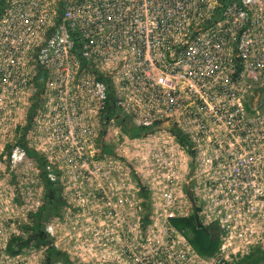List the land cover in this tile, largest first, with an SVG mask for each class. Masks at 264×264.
<instances>
[{
  "label": "built area",
  "instance_id": "2783aa9c",
  "mask_svg": "<svg viewBox=\"0 0 264 264\" xmlns=\"http://www.w3.org/2000/svg\"><path fill=\"white\" fill-rule=\"evenodd\" d=\"M262 88L264 0H0V264L264 252ZM44 180L47 246L26 229ZM191 217L216 227L213 255L173 223Z\"/></svg>",
  "mask_w": 264,
  "mask_h": 264
},
{
  "label": "trees",
  "instance_id": "16d2710c",
  "mask_svg": "<svg viewBox=\"0 0 264 264\" xmlns=\"http://www.w3.org/2000/svg\"><path fill=\"white\" fill-rule=\"evenodd\" d=\"M108 115L110 116V114ZM119 123L123 127L124 132L128 135L134 136L139 133V130H135L133 128L128 129V124L124 119H121ZM178 140L183 144L185 143V140L180 136H178ZM38 163L40 164V166L43 165L40 159H38ZM44 184L46 190L45 197L47 199V203L50 205L48 207H43L39 212L32 214L30 217L31 225L26 226V229H31L33 231V234L29 236V239H32V237H36L37 241L40 244L47 246L49 245V241L42 233V220L45 219L50 213H54L59 208V201L57 200L58 192L55 190V188L47 184L45 180ZM173 223L176 227L186 230V235L189 242L200 255L211 256L217 250L218 237L217 229L215 226L206 228L200 226L197 224L194 217L185 220H173ZM15 241L17 242L18 240ZM21 243L22 242H20V245ZM263 259L264 252L256 251L248 260V262L251 261L253 262V264H261ZM55 262L72 264L65 254L55 250L52 247H48L44 264H53Z\"/></svg>",
  "mask_w": 264,
  "mask_h": 264
},
{
  "label": "rangeland",
  "instance_id": "374dc122",
  "mask_svg": "<svg viewBox=\"0 0 264 264\" xmlns=\"http://www.w3.org/2000/svg\"><path fill=\"white\" fill-rule=\"evenodd\" d=\"M253 103L254 106H257V109H264V88L258 89L256 91V95L251 99V104ZM3 154H6V152H3ZM31 224V221L29 219L28 223L26 225ZM25 235L27 236V231L24 230ZM46 250L43 249V260L45 261L46 257ZM44 264V263H43ZM53 264H63L62 262H55Z\"/></svg>",
  "mask_w": 264,
  "mask_h": 264
},
{
  "label": "clouds",
  "instance_id": "9594fccd",
  "mask_svg": "<svg viewBox=\"0 0 264 264\" xmlns=\"http://www.w3.org/2000/svg\"><path fill=\"white\" fill-rule=\"evenodd\" d=\"M121 119H123V118H120V120H121ZM128 126H131V125H130V124H128ZM131 128H132V127H130V129H131Z\"/></svg>",
  "mask_w": 264,
  "mask_h": 264
},
{
  "label": "water",
  "instance_id": "95a60500",
  "mask_svg": "<svg viewBox=\"0 0 264 264\" xmlns=\"http://www.w3.org/2000/svg\"><path fill=\"white\" fill-rule=\"evenodd\" d=\"M131 126H128V129H130Z\"/></svg>",
  "mask_w": 264,
  "mask_h": 264
},
{
  "label": "bare ground",
  "instance_id": "6f19581e",
  "mask_svg": "<svg viewBox=\"0 0 264 264\" xmlns=\"http://www.w3.org/2000/svg\"><path fill=\"white\" fill-rule=\"evenodd\" d=\"M201 226V225H200ZM211 227V226H210ZM206 228V227H205Z\"/></svg>",
  "mask_w": 264,
  "mask_h": 264
}]
</instances>
